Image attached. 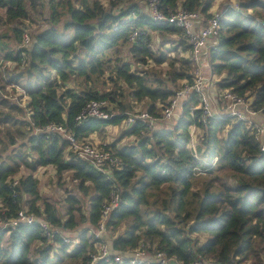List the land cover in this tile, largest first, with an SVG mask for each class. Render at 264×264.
<instances>
[{"label": "trees", "instance_id": "trees-1", "mask_svg": "<svg viewBox=\"0 0 264 264\" xmlns=\"http://www.w3.org/2000/svg\"><path fill=\"white\" fill-rule=\"evenodd\" d=\"M128 1L48 0L46 28L31 35L28 46L22 45L27 34L23 24L13 26L7 42L13 45L11 51L0 41V221L9 224L20 212L36 219L30 225L0 228V264L65 260L89 264L87 255L98 242L91 230L112 191L120 202L109 215L102 239L111 252L123 256L119 264H129L127 257L141 241L180 264H191L198 257L212 264H264V152L254 129L243 122L226 115L202 122L197 94L185 101L171 128L150 132L135 122L123 132L134 137L133 144L119 148L115 142L107 144L104 148L122 164L110 178L67 152L62 134H51L48 140L36 134L55 124L91 143V134L121 125L133 112V103H144L145 111L158 116L182 87L180 81L192 84L187 58L153 49V33L162 45H170L182 30L153 21L138 2ZM214 1L158 0V6L167 17L184 10L208 18ZM36 5L37 0H0L5 25L25 22ZM134 31L138 36L129 41ZM182 42L180 50L188 53L187 42ZM175 45L170 51L177 52ZM208 55L211 82L219 95L231 90L249 96L252 109L264 117V0H237L236 7L227 4L219 37ZM151 61L157 67L166 63L169 70L164 75L155 68L137 70ZM108 84L114 89L106 90ZM7 86L21 88L23 106L7 97ZM92 100L109 101L114 116L78 124L76 116ZM191 127L201 131L194 148ZM46 166H52L58 177L70 172L78 182L79 196L69 194L60 207L43 198L34 174ZM22 169L25 174L14 183ZM199 176L204 182L201 190H195ZM85 197L89 202L83 213ZM39 221L57 233L46 236ZM122 224L123 232L106 238V232H115ZM71 231H78L80 246L69 251L62 234Z\"/></svg>", "mask_w": 264, "mask_h": 264}, {"label": "built area", "instance_id": "built-area-1", "mask_svg": "<svg viewBox=\"0 0 264 264\" xmlns=\"http://www.w3.org/2000/svg\"><path fill=\"white\" fill-rule=\"evenodd\" d=\"M143 3L148 9V16L156 22H167L182 30V38L188 42L189 60L200 67L196 69V79L192 84H185L182 88L175 92L170 99L169 104L161 110L158 116L151 115L145 110H135L129 112L126 118L122 121L125 129H129L135 122H140L145 126L146 131L154 132L164 128L175 116L181 111L182 105L188 100L190 95L197 94L199 97V107L202 110V122H205L209 117H220V114H214L212 110L211 100L207 92H205V84L213 79L210 73L208 64L207 50L215 46L214 40H217L220 34V19L221 14L209 12L210 17L205 18L200 12H187L178 10L173 15L167 17L164 15L158 6V0H143ZM236 7V6H235ZM138 36V32L134 31L129 37V41H134ZM28 35L23 36L22 45H29ZM201 62L206 64L200 65ZM207 67V68H206ZM221 109L223 115L233 118L237 122H243L247 126L254 129L256 139L260 142L261 151L264 152V123L257 124L253 122L257 112L252 109V99L240 97L231 90L222 91L219 95ZM114 116L112 105L107 100H92L82 111L76 116L75 121L81 124L88 119L110 120ZM196 128H190L191 145L193 144V134ZM42 133L45 140H48L49 135L60 133L67 141V152L72 153L75 158L84 160L93 165L99 172L108 178L111 177V172L121 169V161L110 149H105V145H94L76 138L75 134L68 132L63 126L51 124L42 131H36V134ZM194 148V146H191ZM16 183V180L14 181ZM120 198L117 192L112 191L108 199L104 202L100 214L98 225L91 232L94 239L98 240L95 243L94 252H90L87 256L90 258L89 264H96L102 261L104 264H119L123 261V256L113 253L103 241V234L106 231V223L110 213L119 206ZM36 221L33 215H27L25 212H20L18 216L12 219L9 224L0 221V228H14L20 223L26 225L33 224ZM41 228L46 236H52L54 233L51 227L43 221H39ZM63 244L69 251L80 246V238L62 234ZM153 249V260L147 261V255ZM129 264H180L176 259L167 256L165 252L155 249L154 246H149L143 241L139 242L133 249V253L128 257ZM191 264H212L210 261L203 260L198 257Z\"/></svg>", "mask_w": 264, "mask_h": 264}, {"label": "rangeland", "instance_id": "rangeland-1", "mask_svg": "<svg viewBox=\"0 0 264 264\" xmlns=\"http://www.w3.org/2000/svg\"><path fill=\"white\" fill-rule=\"evenodd\" d=\"M109 0H103L104 4L107 3ZM131 1V0H130ZM135 2H137L136 0H133ZM236 1L237 0H215L213 7L211 8V12H215L217 14H221L222 15V10L227 6V4H231L232 6H236ZM38 5L35 6V8H30V16L29 18L25 21V22H20L23 20H19L14 22L12 25H5V17H4V13L2 10H0V36H2L3 34H7L6 36L9 35V37H0V41L2 42V45L6 48V51H11L13 48V45L11 43H7L11 38H12V29L13 26L15 24L21 25V28H24L27 31V35L29 40L31 39V35L35 34V33H39L41 32L44 28H46L45 23L43 22V18L47 17L49 14V6L47 4L48 0H37ZM126 3H129L128 0H126ZM125 3V4H126ZM123 4L124 7V3H120ZM173 39V38H172ZM182 40H185L184 38H182L181 36L177 37V40H173L172 43H170V45H162L161 43V38L156 34L153 33L152 34V41H153V49L157 52V54L159 53H165L167 56H171L174 58H187L189 60V51L188 53L186 52H182V50H180V45L183 43ZM186 41V40H185ZM216 41V40H214ZM31 40L29 41L30 44ZM176 44L175 47H178L177 52H173L170 51L172 50V46L171 44ZM185 45L188 46V42L184 43ZM209 52V49L207 50V54ZM209 56V55H208ZM207 56V57H208ZM190 61V60H189ZM209 61V60H208ZM207 61V62H208ZM191 62V61H190ZM148 66L145 67H140L138 66L137 70H147L150 68H155L156 72H160L162 71V74L164 75L168 70V66L166 65V63H163L160 66H155V64L151 61L148 62ZM192 71H191V75H192V83L194 82V80L196 79V74L195 71L197 68H199V65H196L195 63H192ZM206 64L205 62H201L200 65H204ZM8 67L14 68V65L12 64H8ZM207 66H209L210 69V65L209 62L207 64ZM207 68V67H206ZM134 71V68L132 69ZM136 70V71H137ZM17 72L19 73L20 70H17ZM210 73H211V69H210ZM212 75V73H211ZM212 81V80H211ZM185 84H189L187 82V80H183L180 81L178 83V86H184ZM171 86V85H170ZM181 87V88H182ZM114 88L112 87V84H108L106 86V90H113ZM208 88H205V92H210L208 94L211 95L212 100H215V104H216V95L219 94L215 88V85L213 84V88L212 90L207 91ZM123 90H126V87H123ZM178 91V90H177ZM5 93L7 94V97L10 98V100H12L13 102L18 103L19 105L23 106L22 104H24V102L26 101L25 97H20L22 96V90L21 88H19V86H17V88H12L11 86H7L5 88ZM251 98V97H246V99ZM252 99V98H251ZM133 110L134 111L136 108L138 110H145V105L144 103H133ZM180 117V113H177V116H175L170 122L169 124L166 125V127L168 126L169 128H171L174 123L178 120V118ZM126 131L125 127L121 124L120 126L116 127H110L107 128L106 131H104V133L99 134L100 139H98V141H100V143H95V142H91L94 145H105V144H112L113 142L116 143V146L119 148L123 145H131L135 142V139L133 136H124L123 132ZM201 135V132L195 131L193 134V143L192 144L194 147L197 146L198 143V139ZM191 145V146H192ZM2 147V144H0V148ZM11 151V147H8L7 153H9ZM67 153V152H65ZM68 159V157H67ZM26 172L24 169L21 170V173L15 176V180H18V178L20 176H23ZM34 176L39 180V192L40 195L43 198H48L51 201H55L58 206H62L65 198L69 195V194H76V196H79L76 190V185H77V180L73 179L71 176L70 172H66L64 174H62V176L58 177L55 174V170L53 169L52 166H46V167H40L37 169V171L35 172ZM204 182V177L203 176H199L196 178L195 181V190H201L202 185ZM24 198H27L26 196H24ZM88 197H85L83 199V208H82V212L86 213L87 211V207H88ZM82 228H86L85 226H82L80 229ZM125 228V224H122L115 232H106V238L110 233H113V236H117V234H119V232H123ZM79 229V230H80ZM93 230H91L92 232ZM78 233V231H71L70 234L69 233H64V234H68L71 236H74ZM108 234V235H107ZM104 235V234H103ZM105 238V237H103ZM109 243L110 240L106 239ZM202 240H204V237H202ZM151 251L149 252V254L147 255L146 260L147 261H152L153 260V249L150 248ZM64 264H76L73 261L70 260H65Z\"/></svg>", "mask_w": 264, "mask_h": 264}, {"label": "crops", "instance_id": "crops-1", "mask_svg": "<svg viewBox=\"0 0 264 264\" xmlns=\"http://www.w3.org/2000/svg\"><path fill=\"white\" fill-rule=\"evenodd\" d=\"M138 2V6L141 8V10L145 13V14H148V9H147V7H146V5L141 1V0H139V1H137ZM210 12H211V10H210ZM205 88H208L207 89V91H209V90H212V88H213V83L210 81L209 83H206L205 84V86H204ZM208 93H210V92H208ZM207 93V94H208ZM209 95V98H210V100H211V104H212V110H213V112H214V114H220L221 116L223 115V111H222V109H221V102H220V100H219V94H217L216 95V104H215V100H212V98H211V95L210 94H208ZM185 103V102H184ZM183 103V104H184ZM182 107H183V105H182ZM136 110H137V108H136ZM135 111V110H134ZM181 112H182V109H181V111H180V115H181ZM179 119V118H178ZM253 122H255V123H257V124H263L264 123V117H263V115L261 114V113H259V114H257L256 115V117L253 119ZM120 126V125H119ZM110 127H116L117 128V126H108L107 128H110ZM107 128L105 129V131L107 130ZM195 131H198V132H201V131H199V130H195ZM104 133V132H103ZM99 134H102V133H95V134H91L88 138H89V140L91 141V142H95V143H100V141H98V139H100V137H102V136H100ZM222 136H223V134H222ZM194 144V143H193ZM100 145V144H99ZM123 146H125V145H123ZM123 146H121V147H123ZM54 169V168H53ZM76 236V235H75Z\"/></svg>", "mask_w": 264, "mask_h": 264}, {"label": "water", "instance_id": "water-1", "mask_svg": "<svg viewBox=\"0 0 264 264\" xmlns=\"http://www.w3.org/2000/svg\"><path fill=\"white\" fill-rule=\"evenodd\" d=\"M71 87V85H69Z\"/></svg>", "mask_w": 264, "mask_h": 264}]
</instances>
